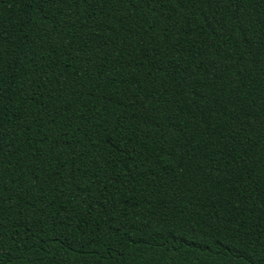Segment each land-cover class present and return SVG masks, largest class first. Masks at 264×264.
I'll return each instance as SVG.
<instances>
[{
	"label": "trees",
	"instance_id": "obj_1",
	"mask_svg": "<svg viewBox=\"0 0 264 264\" xmlns=\"http://www.w3.org/2000/svg\"><path fill=\"white\" fill-rule=\"evenodd\" d=\"M0 264H264V0H0Z\"/></svg>",
	"mask_w": 264,
	"mask_h": 264
}]
</instances>
